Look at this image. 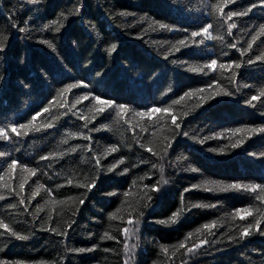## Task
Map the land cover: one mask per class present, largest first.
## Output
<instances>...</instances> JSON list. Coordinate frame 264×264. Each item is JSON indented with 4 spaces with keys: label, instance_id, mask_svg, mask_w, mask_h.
Instances as JSON below:
<instances>
[{
    "label": "trees",
    "instance_id": "obj_1",
    "mask_svg": "<svg viewBox=\"0 0 264 264\" xmlns=\"http://www.w3.org/2000/svg\"><path fill=\"white\" fill-rule=\"evenodd\" d=\"M261 27L264 0H0V264H264Z\"/></svg>",
    "mask_w": 264,
    "mask_h": 264
},
{
    "label": "snow or ice",
    "instance_id": "obj_2",
    "mask_svg": "<svg viewBox=\"0 0 264 264\" xmlns=\"http://www.w3.org/2000/svg\"><path fill=\"white\" fill-rule=\"evenodd\" d=\"M232 2H234V0H232ZM226 5H216L214 7V11H217L221 17L223 18H226V20H231L234 16H242V15H247L250 11H252V9L254 7H256L255 4H253L252 6L248 7L245 11H241V12H233V11H229L227 13H225L224 11V8H225ZM160 28L164 29V28H168L167 25H164V24H160L159 25ZM212 27L211 24H209L208 26L204 27L202 29L201 32H192L191 33V36L192 37H197V36H205V39H213V37L211 36L210 32H209V29ZM237 25L236 23H231L228 25V28H229V34H231V29H234L236 28ZM21 31H23V29H20ZM57 31H59V28H57ZM260 33L261 34H264V27H261L260 29ZM207 34V35H205ZM257 39V36H253L252 37V42H254L255 40ZM43 43H47L48 44V47H52L51 43H48L47 41H43ZM180 44L182 46H186V42L185 41H180ZM232 47H235V45H232ZM252 48V43H249L248 44V49L246 50H243L241 51V54H245L246 51L248 50H251ZM116 49V45H112L110 51H115ZM3 50V46L2 44H0V51ZM176 50H179V49H176ZM257 59H264V56L262 57H257ZM250 63L251 62H254V61H249ZM216 64L217 62L215 60H213L210 64L206 65V67L210 68V69H213L215 70V67H216ZM221 68H225V65L221 64L220 65ZM229 68L231 67L230 65L228 66ZM235 67L239 68L240 67V64H236ZM78 85H71L70 88H74V87H77ZM85 87L87 85H84ZM64 91H69V89H65ZM200 92H203L204 89H200L199 90ZM225 95H228L229 93L228 92H225L224 93ZM185 95L191 97L193 95V93L189 92V93H186ZM261 96H264V92H261L260 94ZM184 97H181V99H183ZM83 99H88L87 96L83 97ZM96 100V103L97 104H102V105H106L107 107L111 108L113 107V103L111 101H108V100H104V99H100L99 97H95L94 98ZM259 99V96H252L251 97V100H249V104H251L252 101L254 100H258ZM177 103H179V101H177ZM73 107H75V105H73ZM96 111L98 112H104V107H101V108H98V109H95ZM45 112H48L49 109L45 108L44 109ZM89 111H92V109H89ZM128 111V109L124 106V105H120L119 108L117 109V116L119 117L121 114H124ZM165 112V113H168V109H160V108H153L151 109L150 111L146 112V113H137V115H140V116H148L149 118L152 117V115L154 113H159V112ZM185 115H187V113H185ZM81 119H87V117H79ZM33 120H35V117H33ZM172 122L175 124L176 123V117L175 116H172ZM52 125L51 124H48L47 127H51ZM86 126V125H85ZM29 127V125H22L21 128L22 129H27ZM176 127H180L179 124H176ZM11 131L13 133H16L17 135H19L20 133L17 131V128L13 127L11 129ZM242 131V129H237L236 132H240ZM252 131H259V132H264V128H261V129H252ZM24 135H27V132L25 131L23 133ZM0 137H3L5 139H7V134L5 132V129L4 128H0ZM85 139H88L89 137H84ZM68 141L65 140L63 141V143H67ZM240 141H237V143L233 144L232 147H237L239 145ZM168 147H171V143H169ZM73 151H75V149H72ZM117 149L116 148H111V149H108V152H115ZM148 151H151L152 149L149 148L147 149ZM166 151V150H165ZM155 154V153H154ZM41 159H48V157H41ZM120 163L122 164L123 163V160L120 161ZM97 164H99V160L97 161ZM17 167V162L16 161H12L9 165H8V169L10 172L12 171H15ZM23 171H26V172H29L31 175H35V170L34 169H29V168H24ZM162 171V170H161ZM69 183H71V181H69ZM162 183H167L166 180H162ZM80 187H86L88 188V190L90 191L92 189V187L95 186V180L93 179V181L89 184H82V185H79ZM20 189L23 190L24 188V183H20L19 185ZM42 187V186H41ZM260 186L259 185H255V186H251V185H241V184H232V185H229L227 186V189H222V190H228V189H231V190H241V189H244L246 191H252V192H255L257 190V188H259ZM41 190L40 187H38L35 192H33V198L35 197V195H37L39 193V191ZM153 191H159V188H156V187H153L152 188ZM207 190H212L211 188H207ZM261 191H264V188L261 189ZM51 193H49L50 195ZM127 195V193H126ZM0 199H3V197H0ZM152 198L151 197H148V200L150 201ZM21 204L24 203V199L22 198L21 201H20ZM81 203H83V201H81ZM147 206V205H145ZM215 205H211V207H214ZM193 207H210V205H200V204H196V205H193ZM43 208L40 209V211H42ZM183 211V209H180L177 213H174L173 216L171 217L170 221H161V223H175L176 220H177V217L181 214V212ZM241 212H246L248 215H251L252 213L248 210V209H242V210H238L236 213H235V216H239L241 219H244L245 217L243 215H241ZM112 218H115V216H113ZM129 224H132L133 221L132 220H129L128 221ZM260 224V220H257L256 221V226H258ZM2 227H4L5 229H8V226L5 224V225H0ZM70 227V225H69ZM215 227V223H213L212 225H205L204 228L205 229H211ZM252 227V225L249 226V228ZM249 228H245L242 230L241 232V236H246L249 232ZM126 234H130L131 233V229H124L123 230ZM13 235H17L16 233H12ZM63 234H66V233H63ZM107 235V234H106ZM17 238L18 239H25L26 237H23V236H19L17 235ZM111 239V237H108ZM203 243H207V241H202L201 242V245ZM201 245H196L195 247H200ZM180 248H184L185 247V244L184 243H181L179 245ZM125 250H126V254L129 253L131 251V249L129 248V246L126 244L125 245ZM163 252L167 253L168 249L167 248H162L161 249ZM194 249L193 248H188V252H192ZM81 251H84L83 249H81ZM125 264H128V261H125Z\"/></svg>",
    "mask_w": 264,
    "mask_h": 264
}]
</instances>
